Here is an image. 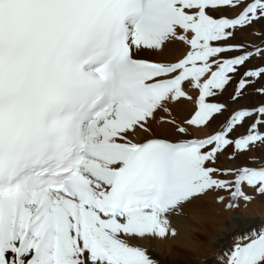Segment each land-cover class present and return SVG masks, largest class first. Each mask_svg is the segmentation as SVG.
<instances>
[{
	"label": "snow or ice",
	"instance_id": "6c2138e0",
	"mask_svg": "<svg viewBox=\"0 0 264 264\" xmlns=\"http://www.w3.org/2000/svg\"><path fill=\"white\" fill-rule=\"evenodd\" d=\"M207 197H264V0H0V264H164L137 242ZM224 236L264 264V225Z\"/></svg>",
	"mask_w": 264,
	"mask_h": 264
},
{
	"label": "bare ground",
	"instance_id": "6f19581e",
	"mask_svg": "<svg viewBox=\"0 0 264 264\" xmlns=\"http://www.w3.org/2000/svg\"><path fill=\"white\" fill-rule=\"evenodd\" d=\"M244 35L249 40L253 39L247 34ZM184 50L185 46L177 43L170 45L163 53L143 51L140 55L151 59H174L182 55ZM245 99L248 100L247 97ZM258 99L261 98L256 96L250 101L255 102ZM191 108L192 105L185 106L186 111ZM154 127L160 134L171 133L167 125ZM242 131L243 129H238V132ZM190 132L192 137H199L207 133L208 129L190 128ZM219 163L221 166L232 167L238 164L239 160L229 161L222 156ZM234 218H243L254 227L264 225V197L253 200L247 206L241 202L239 208L231 211H225L223 204H216L212 197H207L186 206L184 215L172 218L173 226L177 228L175 237L163 241L145 240L137 243L149 247L153 255L164 264H216L218 253L225 247L224 233L232 226Z\"/></svg>",
	"mask_w": 264,
	"mask_h": 264
},
{
	"label": "rangeland",
	"instance_id": "374dc122",
	"mask_svg": "<svg viewBox=\"0 0 264 264\" xmlns=\"http://www.w3.org/2000/svg\"><path fill=\"white\" fill-rule=\"evenodd\" d=\"M250 98L247 97L248 101H250L251 99H255L256 96H249ZM254 97V98H253ZM238 131V130H237Z\"/></svg>",
	"mask_w": 264,
	"mask_h": 264
}]
</instances>
